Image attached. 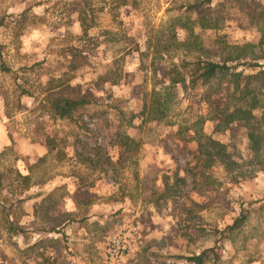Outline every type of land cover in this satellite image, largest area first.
<instances>
[{
	"label": "rangeland",
	"instance_id": "374dc122",
	"mask_svg": "<svg viewBox=\"0 0 264 264\" xmlns=\"http://www.w3.org/2000/svg\"><path fill=\"white\" fill-rule=\"evenodd\" d=\"M127 2L0 0V152L11 147L0 158V214L10 206L9 220L24 228L10 233L0 216V264H110L106 241L127 224L137 236L117 264H186L174 257L213 246L240 208L247 220L223 240L220 259L207 264H264V154L248 148L238 125L210 120L204 87L186 88V62L197 58L236 63L253 57L264 64V0ZM112 63L120 82L102 84L98 78ZM58 97L84 101L73 120L48 110ZM97 116L111 121L108 130L123 122L137 145L136 165L111 147ZM192 130L228 145L236 164H214L192 184L185 172ZM48 135L68 145L64 159L49 156L41 164L46 182L37 192L58 199V206L45 211L43 204L35 216L32 202L11 206L24 194L11 183L13 167L42 156ZM73 144H86L92 153L99 146L120 162L114 169L87 167ZM71 196L92 202L85 222L67 223L75 210Z\"/></svg>",
	"mask_w": 264,
	"mask_h": 264
},
{
	"label": "trees",
	"instance_id": "16d2710c",
	"mask_svg": "<svg viewBox=\"0 0 264 264\" xmlns=\"http://www.w3.org/2000/svg\"><path fill=\"white\" fill-rule=\"evenodd\" d=\"M206 1L210 2L211 0ZM127 4V0H118L119 6H126ZM28 10L29 8L26 9V11ZM78 22L83 33H86L87 26H85V19L82 14L78 16ZM253 60L254 58L252 57L246 60H238L236 63H230L235 62V59L220 58L213 60L210 58H197L195 61L186 62V68L189 69L188 85L186 88L195 90L197 86L204 87L205 90L201 94V98L213 113L210 120L217 121L219 123L217 124L218 127H227L235 124L244 129L248 141V148L255 155L259 156L260 154H264V64L253 62ZM112 68L113 63L110 64V70L98 78L99 82L102 84L109 83L111 86L117 85L120 82L121 75L112 71ZM2 71L8 72V69L3 67ZM21 95L31 96L26 90H22ZM48 104V110L54 116L71 121L73 120V113L80 106L84 105V101L79 98L58 97L48 101ZM134 117V115L131 116L127 123L130 124ZM99 118L104 119L105 129H107V135L109 137L108 143L111 147L121 150L124 155L123 161L128 165H136V156L138 154L137 145L133 143L132 139L123 130V122L108 130L111 121L101 116H97L96 119ZM189 141L194 142L195 145L193 148L186 147L187 151L185 150V152L190 159L186 164L185 172L189 176L192 184H195L197 176H204L207 172L206 170H209L214 164L219 163L225 169H229L236 164L233 161V154L228 145L222 144L210 136H206L201 131L194 130ZM81 143L78 140V144ZM43 144L45 146V153L42 156L36 160H30L29 165H24L22 169L17 166L13 167L14 177L11 182L12 185L14 184L13 181L17 183L16 187H20V194L24 193L11 206L15 205L19 207L20 205L22 206L28 202H32V215L35 216L40 214L43 204L47 205L46 208L43 207L45 211L53 210L54 207L58 206V199L49 200V196H44L37 192V189H41L42 185L46 182V178H40L43 176V173H41V164L49 156L57 161L64 159L66 157L65 149L68 145L63 138H57L55 135H48L44 139ZM78 144H73V147H79L80 149L75 155L81 163L87 164V167L103 169L102 167L107 165V167L114 169L116 164L120 162L118 160H112L106 154L101 153V147L99 146L92 149V153L89 151L90 147L87 149L86 144L80 146ZM10 150V146H5L0 152V158ZM2 176L3 174L0 173V190ZM164 178L167 177L164 176ZM180 181L184 185V179H180ZM207 185H210V183L208 182ZM174 191H177V188ZM82 194H86V191L82 192ZM67 196L68 194H64L62 197ZM85 197L88 198V196ZM71 198L75 210L70 212L72 220H68L67 223L75 221L85 222L90 217L87 212L92 202H90V199L87 200L85 198L86 200L81 204L80 198H74L73 196ZM163 198L165 197L161 194L159 199ZM10 209V206L8 208L2 206L0 214L8 225L6 230L10 233L23 232L24 228L17 224V219L9 220L10 214L8 211ZM79 215L81 216L78 217ZM246 220L247 210L240 208L236 216L231 218V221L225 224L223 229L217 231L219 236L213 242V246L205 248L199 253L174 258L184 259L186 264H207L210 259L212 261L219 260L220 250L223 249V240L228 239L233 232L241 228ZM55 228L56 226L54 225L48 229L41 230V232L54 231Z\"/></svg>",
	"mask_w": 264,
	"mask_h": 264
},
{
	"label": "built area",
	"instance_id": "2783aa9c",
	"mask_svg": "<svg viewBox=\"0 0 264 264\" xmlns=\"http://www.w3.org/2000/svg\"><path fill=\"white\" fill-rule=\"evenodd\" d=\"M136 236L134 224H127L123 230L110 236L106 241V260L110 264L121 262L130 251Z\"/></svg>",
	"mask_w": 264,
	"mask_h": 264
},
{
	"label": "crops",
	"instance_id": "0c3cea01",
	"mask_svg": "<svg viewBox=\"0 0 264 264\" xmlns=\"http://www.w3.org/2000/svg\"><path fill=\"white\" fill-rule=\"evenodd\" d=\"M97 223H99V221H97Z\"/></svg>",
	"mask_w": 264,
	"mask_h": 264
}]
</instances>
